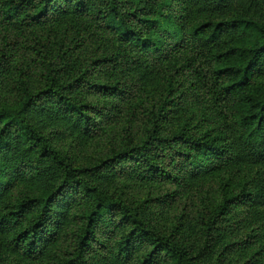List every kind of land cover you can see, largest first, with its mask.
Returning a JSON list of instances; mask_svg holds the SVG:
<instances>
[{
  "label": "trees",
  "instance_id": "1",
  "mask_svg": "<svg viewBox=\"0 0 264 264\" xmlns=\"http://www.w3.org/2000/svg\"><path fill=\"white\" fill-rule=\"evenodd\" d=\"M64 22L40 59L49 86L0 103V264H264V0H0L18 31ZM125 112L127 146L91 167L45 133L96 137ZM222 174L249 181L173 226L176 193L115 186Z\"/></svg>",
  "mask_w": 264,
  "mask_h": 264
},
{
  "label": "rangeland",
  "instance_id": "2",
  "mask_svg": "<svg viewBox=\"0 0 264 264\" xmlns=\"http://www.w3.org/2000/svg\"><path fill=\"white\" fill-rule=\"evenodd\" d=\"M71 27H73L71 23L64 22L56 27H35L18 31L11 26L0 24V64L1 67L5 65L8 68L7 73L0 72V103H15L17 84L24 85L29 92L34 93L49 86L47 75L40 65L44 60L40 59L44 56L43 53H51L55 50V47H50L55 33ZM75 29L78 32V28ZM45 64H47L46 60ZM159 90L160 88L154 87L149 93L139 94L134 107L144 106L152 96L154 98L157 96ZM128 115L130 114L125 112L121 120L110 125L105 133L96 137H81L65 131L58 125H51L45 133H51L52 146L64 157L77 166L91 167L101 160L109 159L115 151L127 146L125 135L120 136V134L130 129ZM247 174H253V171L250 170ZM248 181V176L244 174L233 177L226 174L216 175L187 192H180L175 183L156 182L146 185L122 179L115 186L117 190H121L124 188L122 185L127 182L132 195L141 200L172 196L176 193L174 203L167 210L168 223L173 226L176 224L177 215L182 212L191 214L195 219L196 212L202 207L215 210L222 200L235 198ZM22 188L24 187L16 189ZM244 231L238 232L240 237L246 234ZM256 242L261 244L264 238H258ZM253 247L246 252L244 260H247L257 249V246Z\"/></svg>",
  "mask_w": 264,
  "mask_h": 264
}]
</instances>
